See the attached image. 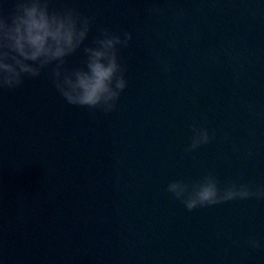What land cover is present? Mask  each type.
<instances>
[{
    "label": "water",
    "instance_id": "1",
    "mask_svg": "<svg viewBox=\"0 0 264 264\" xmlns=\"http://www.w3.org/2000/svg\"><path fill=\"white\" fill-rule=\"evenodd\" d=\"M64 8L95 17L85 45L131 33L127 86L108 114L67 105L50 68L0 90V264H264V200L188 211L165 190L264 187V0H50ZM194 125L211 140L189 153Z\"/></svg>",
    "mask_w": 264,
    "mask_h": 264
},
{
    "label": "clouds",
    "instance_id": "2",
    "mask_svg": "<svg viewBox=\"0 0 264 264\" xmlns=\"http://www.w3.org/2000/svg\"><path fill=\"white\" fill-rule=\"evenodd\" d=\"M94 22V16H82L73 8L50 9V0H14L10 13L0 11V90L19 88L26 78H38L50 68L51 84L67 105L111 113L127 86L119 52L129 46L132 35L100 28L85 45ZM78 50L84 56L83 67L69 70L67 57ZM210 140L207 128L194 125L186 151ZM165 190L188 211L233 200H264V187L236 181L221 187L211 173L196 181H172ZM249 245L260 247L255 239Z\"/></svg>",
    "mask_w": 264,
    "mask_h": 264
}]
</instances>
